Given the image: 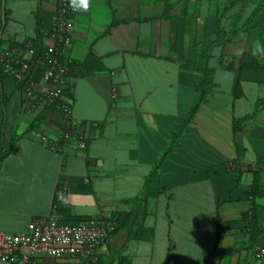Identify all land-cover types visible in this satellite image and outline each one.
<instances>
[{
    "label": "crops",
    "instance_id": "0c3cea01",
    "mask_svg": "<svg viewBox=\"0 0 264 264\" xmlns=\"http://www.w3.org/2000/svg\"><path fill=\"white\" fill-rule=\"evenodd\" d=\"M75 3L62 59L80 62L92 51L101 65L69 71L62 96L86 147L74 138L52 151L38 141L60 140L59 110L24 107L16 80L0 78V154L13 146L0 158V231L29 232L32 219L104 221L111 230L96 249L99 264H264V194L244 192L257 171L264 193V68L243 69L242 95H234L241 57L264 64V26L229 30L236 4L224 13L220 36V0ZM37 12L44 32L38 42L48 44L51 0H0L3 44L9 41L12 52L36 39ZM41 74L31 72L37 89L45 87ZM258 101L252 117L234 124ZM253 206L255 217H245ZM24 254L19 249L14 258ZM21 264L82 260L36 256Z\"/></svg>",
    "mask_w": 264,
    "mask_h": 264
},
{
    "label": "built area",
    "instance_id": "2783aa9c",
    "mask_svg": "<svg viewBox=\"0 0 264 264\" xmlns=\"http://www.w3.org/2000/svg\"><path fill=\"white\" fill-rule=\"evenodd\" d=\"M54 4L52 25L48 33V44L34 46L25 44V51L21 54L10 53L6 45L0 46V68L5 75L22 81L29 76V83L25 88L26 102L24 107L35 104L52 105L62 98L69 69L66 60L62 59L61 51L71 44L69 33L70 16L78 10L75 0H51ZM5 39L4 15L0 18V41ZM41 69L45 87L37 89L31 81V72ZM63 100V99H62ZM63 123L65 125L59 141L46 136H39L38 141L52 151H60L67 143L75 138L78 148L86 147V135L71 118V105L64 100L58 104ZM110 224L104 221L97 224L89 223H60L54 218L49 220L32 219L30 230L26 233H9L0 231V261L4 263L21 264L36 256L59 257L78 256L82 264H99L96 252L98 246L109 238ZM19 249H25L23 261L14 258ZM264 254V247L260 249Z\"/></svg>",
    "mask_w": 264,
    "mask_h": 264
},
{
    "label": "trees",
    "instance_id": "16d2710c",
    "mask_svg": "<svg viewBox=\"0 0 264 264\" xmlns=\"http://www.w3.org/2000/svg\"><path fill=\"white\" fill-rule=\"evenodd\" d=\"M254 3V8L251 10V12L248 14L247 18H246V25L247 27L245 28H254V27H261L264 26V0H252ZM241 3V0H228V3L222 8V12L220 15H218L217 20H216V27H217V33L220 34V36L226 34L224 31V26H222V19L225 18L224 17V13L231 7H233L234 5ZM167 13V7L164 10V14L163 16H165ZM36 39L34 40H25L21 43V46L23 48V50L25 51V44L26 43H31L34 46L38 45V41H40L39 38H41L44 34L43 30H42V21H41V17L39 16V13H36ZM236 17H238V15H236ZM228 40V38L226 39V41ZM8 42V45H6V49L7 51H9L10 53H14L12 52L11 48H10V42ZM3 44V41H0V46ZM7 44V43H6ZM23 51V52H24ZM16 54V53H15ZM95 63V65H93ZM66 64L68 66L69 71L71 72L75 67H83L84 69H88L92 70L93 69H101V65L96 62V58L93 54L92 51H89L86 58L80 62H73V60L67 59L66 60ZM1 66V64H0ZM264 68V64H260L251 54H244L241 59H240V64H239V76L236 80V85H235V90H234V95L236 97H240L242 95L241 89H240V73L243 69L246 68ZM5 74H3L1 72V68H0V78L4 77ZM29 76H25L24 79L22 81H17L18 83V87L20 88V90L22 91V93L25 95V87L28 85L29 83ZM66 87L64 86L63 88V92L66 91ZM203 91L200 93L198 92V98L196 100V102L194 103V105L192 106L190 112L188 113V115L186 116L185 120L179 125L178 129L176 130L175 134H174V139H176L182 132V130L185 128V126L189 123V121L191 120L195 109L198 105V103L200 102V100H202L203 98ZM62 98H60V100H58L56 103L49 105L52 106V108L58 109V104H60L62 102ZM261 102L258 101L256 102L255 106H254V110L251 114L237 119L234 121V124H236L237 122L243 121L246 118L252 117L255 112L258 109V106ZM236 130H238L236 128ZM0 140H1V133H0ZM13 146H11L6 152L1 153L0 154V158H3L5 156H7L8 154H10L13 151ZM169 148L165 149V151L160 155V158L158 159V162L156 163V166L161 162V160L166 156V154L168 153ZM235 174H236V183H239L240 180V171L238 168L235 169ZM244 192L252 199H254L256 196L258 195H263L264 193L260 192L259 187H258V178H257V171H253V181L251 186L248 189H245ZM256 214V208L255 206L252 207V209L247 212L245 214V217L247 218H254Z\"/></svg>",
    "mask_w": 264,
    "mask_h": 264
},
{
    "label": "rangeland",
    "instance_id": "374dc122",
    "mask_svg": "<svg viewBox=\"0 0 264 264\" xmlns=\"http://www.w3.org/2000/svg\"><path fill=\"white\" fill-rule=\"evenodd\" d=\"M228 3V0H220L219 3V9L221 10L226 4ZM237 7L235 9V14L233 17L234 21H230L227 23V27H229V30L232 29H245L247 27L246 25V18L248 14L251 12V10L254 8V3L252 0H241V3L237 4ZM238 15V17H236Z\"/></svg>",
    "mask_w": 264,
    "mask_h": 264
}]
</instances>
